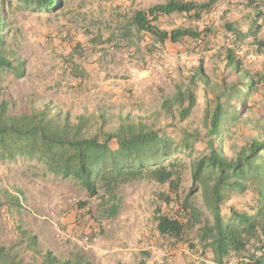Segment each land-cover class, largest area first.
I'll use <instances>...</instances> for the list:
<instances>
[{
    "label": "rangeland",
    "instance_id": "obj_1",
    "mask_svg": "<svg viewBox=\"0 0 264 264\" xmlns=\"http://www.w3.org/2000/svg\"><path fill=\"white\" fill-rule=\"evenodd\" d=\"M65 1L63 9L52 11L36 10L32 0L5 2L12 30L10 45L24 60L26 69L21 78L12 73L4 78L3 91L17 107L52 101L72 118L104 110L116 115L130 113L158 129L172 122L162 103L174 97L179 88L186 89L192 68L200 61L204 62L208 86L198 83L194 91L197 104L190 117L179 123V115L175 113V126L166 130L172 149H178L169 162L181 165L177 194L154 181L132 182L118 191L121 200L118 216L104 221L99 219L104 203L102 192L88 199L77 181L47 172L38 161L0 162V197L5 202L1 193L7 192L16 195L21 204L16 217L6 207L1 210L0 244L19 252L20 258L29 262L34 256L25 249L20 231L26 230L38 237L41 252L52 251L61 260L70 259L81 250L93 264H213L210 253L202 256L200 251L189 247V242L196 243L200 224H194L178 242L158 233L155 216L159 212L182 217L191 224L189 213L195 209L201 216V224L212 221L203 187L192 177L194 159L209 154L204 143L207 102H212L219 93L223 80L229 85L237 84L243 80V71L251 75L264 73V57L248 45L236 50L243 61L240 72L232 74L225 67L223 59L231 34L224 33L221 27L233 22L242 27L244 16L255 9L246 5L254 1L261 5L263 26L258 38L264 41V0H217L201 20L181 14L162 17L156 25L167 32L185 27L217 30L216 36L199 41L185 39L178 45H162L129 25L134 12L167 0ZM127 31L129 37L125 35ZM263 84L244 92L242 99L235 98L228 109L223 137V150L228 157H235L253 139L264 138ZM193 131H198L200 138H189L190 148H186L181 143L185 134ZM253 195L232 193L228 205L249 203ZM86 202V207L80 206ZM186 202L190 205L189 212L183 211ZM223 213H228L225 208ZM37 258L40 262V257Z\"/></svg>",
    "mask_w": 264,
    "mask_h": 264
},
{
    "label": "trees",
    "instance_id": "obj_2",
    "mask_svg": "<svg viewBox=\"0 0 264 264\" xmlns=\"http://www.w3.org/2000/svg\"><path fill=\"white\" fill-rule=\"evenodd\" d=\"M5 2L1 0L0 3V162H15L19 159L38 161L47 172L77 181L88 199L102 192L104 203L99 219L104 221L118 216L121 210L118 191L132 182L154 181L167 185L171 193L177 194L181 165L176 161L169 162L178 149H172L166 130L168 126H175V113L179 115V123L190 117L197 104L194 91L198 83L208 86L203 71L204 62L200 61L197 67L192 68L185 90L179 88L174 97L164 100L162 109L172 122L158 129L154 128V124L148 125L140 116L130 113L116 115L104 110L96 115L81 114L72 118L69 113L60 111L52 101L31 102L19 108L3 91L7 73L21 78L26 70L24 60L10 45L12 30L4 10ZM32 2L36 10L52 11L63 9L66 1ZM216 3L217 0L206 3L167 0L164 4L134 12L129 25L162 45H178L185 39L199 41L211 35L216 36L217 30L185 27L167 32L156 24L162 17L175 14L201 20L202 15L210 13ZM258 4L250 1L246 5L255 9L244 16L243 28L240 23L234 22L221 27L224 33L231 34L223 61L232 74L240 72L242 68L243 61L236 55V50L242 45L243 48L248 45L249 49H255L264 57V41L258 38L263 26L260 21L263 14ZM125 35L129 37V31ZM249 39L253 41L244 43ZM148 49L153 50L150 46ZM263 83L264 73L251 75L243 71V80L230 85L223 80L219 93L212 102H207L204 143L209 154L194 159L192 177L194 182L203 187L212 221L201 224V216L195 209L189 213L191 224L182 217L159 212L155 216L158 233L178 242L194 224H200L196 243L189 242V247L200 251L202 256L210 253L213 264H264V138L253 139L235 157H228L223 150L225 119L229 107L233 106L232 101L235 98L242 99L244 92L249 93ZM189 138L199 139L198 131L185 134L181 144L186 148H190ZM113 145L116 149H112ZM232 193L254 195L251 202L241 201L235 207L233 204L228 205ZM1 195L5 197V202L0 197V213L6 207L16 217L14 214L21 209L19 198L7 192ZM166 201L170 202L169 197H166ZM87 204L81 203L80 206L86 207ZM224 208L228 213H223ZM189 209L190 205L186 202L183 211L189 212ZM20 231L25 240V249L32 252L34 257L25 262L19 252L0 244V264H93L81 250L67 260H61L52 251L43 253L39 250L36 235L26 230ZM37 257H40V262Z\"/></svg>",
    "mask_w": 264,
    "mask_h": 264
}]
</instances>
